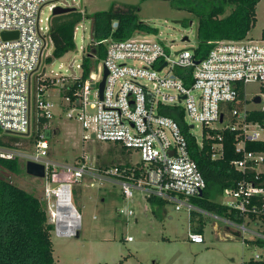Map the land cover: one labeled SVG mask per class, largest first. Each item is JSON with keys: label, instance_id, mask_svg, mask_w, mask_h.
<instances>
[{"label": "built area", "instance_id": "obj_1", "mask_svg": "<svg viewBox=\"0 0 264 264\" xmlns=\"http://www.w3.org/2000/svg\"><path fill=\"white\" fill-rule=\"evenodd\" d=\"M57 6L75 5L69 0H0V129L9 136L26 139L0 144V157L44 166L42 179L54 183L46 186L45 194L48 221L54 226L56 235L69 237L80 233L81 214L71 201V188L74 182L87 175L99 179L113 176L126 200L132 199L136 191L147 200L157 197L173 202L176 209L185 207L190 213L197 209L189 200L204 190L206 180L191 155L180 124L163 112L167 106L180 108L190 134L194 135L190 126L200 125L202 137L194 136L200 146L206 139L212 140V159L223 156L222 135L208 130L205 133V130L235 131L236 151L242 157L233 165L238 170L250 167L260 172L257 168L264 163V152L248 150L246 145L264 139V121L250 118L252 111H264V37L260 41L247 38L218 41L206 58L198 60L194 49H174L173 44L141 38L146 37V33L138 30L127 39L107 41L101 75L94 71L97 65L93 61L92 71L83 78L82 64L89 53V48L83 44L80 47L76 44L74 49L82 51L80 62L75 64L79 74L74 72L76 60L71 64L72 72L67 68L64 71L61 62L58 70L51 69L47 73L46 64L41 66L44 51L52 44L50 28ZM45 7L52 16L43 19L41 14ZM85 20L83 16L76 25L74 39L76 32L84 28ZM4 31L18 34L4 39ZM47 58L45 62L49 63ZM105 68L108 74L101 98L99 84ZM249 83H259L260 91L252 96L244 91V97L240 98V86L244 88ZM75 84L73 95L66 94L65 91ZM53 87H60L58 93L62 102L58 106L63 104L66 117L78 122L82 142L97 140L118 144L139 159L121 166L97 168L93 167L90 154L84 151L74 162L54 161L50 157V137L47 136L56 108L48 94ZM258 95L261 101L255 103ZM233 102H242V105L230 110L225 107ZM249 102L257 106L251 107ZM34 130L37 135L30 141ZM64 188L68 194L62 201ZM256 197L262 199L261 206L254 202ZM223 198V203L245 217L249 212L256 216L264 213L261 182L241 180L237 187L225 189ZM70 206L75 209L76 217L71 216ZM121 212L127 217L134 214L129 207L122 208ZM208 214L241 233L250 231L256 239L264 240V232L248 228L245 221L239 223L218 214ZM259 220L253 221L259 223ZM62 224L66 229L61 228ZM127 239L132 240V237ZM189 239L202 243L204 236L190 230ZM250 259L264 262V244L258 245V251Z\"/></svg>", "mask_w": 264, "mask_h": 264}, {"label": "rangeland", "instance_id": "obj_2", "mask_svg": "<svg viewBox=\"0 0 264 264\" xmlns=\"http://www.w3.org/2000/svg\"><path fill=\"white\" fill-rule=\"evenodd\" d=\"M71 4L84 12L85 15L101 10H126L131 5H139V17L157 29V33H146V37L160 40L163 43L174 45V49L196 47L198 17L186 10L179 9L176 5L180 0H69ZM231 6L226 8L222 16L231 11ZM256 23L247 35V39L260 41L264 32V0L256 6ZM52 16L48 7L42 11L41 17L45 19ZM181 20L182 22H175ZM84 28L76 32V44L89 47L92 42V23L84 21ZM184 37H188L184 40ZM76 50V49H75ZM61 59H55L46 63L45 59L53 52L50 44L44 51L41 68L46 64V71L50 73L59 69L63 62V70L72 72L71 64L74 63V72L80 73L75 64L80 62L82 51L79 49ZM73 57V58H72ZM72 58L71 62L68 61ZM95 72L100 73L103 61L97 63ZM40 68V70H41ZM101 75V73H100ZM55 88V89H54ZM60 87L49 90L50 97L56 104L55 116L49 121L50 125V157L61 164L74 162L80 153L87 151L93 162V167L99 168L109 164L112 167L118 164L135 162L138 155H133L124 150L120 145L110 142L91 140L82 142L81 127L77 121L70 120L65 115L62 97L58 93ZM244 91L252 96L260 91L259 83L244 85ZM251 101V100H250ZM251 107L257 105L249 102ZM188 121V119H187ZM189 125L191 123L188 121ZM218 127L222 125L216 124ZM192 133L198 138L202 137V129L199 124L190 126ZM2 136L9 135L2 133ZM17 138L22 139L16 135ZM22 171L7 173L13 182L29 190L45 202L46 186L54 183L27 173L26 163L21 160ZM258 171L264 172V163L258 165ZM113 176L99 179L94 175H87L78 182H74L71 188V201L81 214V228L79 235L59 236L53 228L51 238L53 241L54 257L58 264H247V260L258 251L256 245H246L247 239H255L250 231L235 235L232 232L227 235L225 230L221 235L213 226L218 222L223 227L224 221L216 219L212 214L199 211L200 207L191 202L197 209L196 215L190 213L185 207L175 208V203L165 202L158 206L144 199L135 191V196L124 199L121 187ZM224 200L223 195L218 197ZM227 200V199H225ZM124 207H129L134 214L126 216L121 212ZM192 216L202 217L205 221L203 229L204 241L196 243L189 239ZM245 221L248 228L258 232H264V221ZM225 228V227H224ZM131 236L132 240L127 238Z\"/></svg>", "mask_w": 264, "mask_h": 264}, {"label": "trees", "instance_id": "obj_3", "mask_svg": "<svg viewBox=\"0 0 264 264\" xmlns=\"http://www.w3.org/2000/svg\"><path fill=\"white\" fill-rule=\"evenodd\" d=\"M261 0H180L176 6L181 10H186L198 17L197 45L194 47V56L198 60L207 57L213 46L221 40H243L251 28L256 23V6ZM231 6V11L222 16L226 8ZM139 5H131L126 10H101L85 15L77 8L73 11L56 15L53 17L50 28L53 52L47 58V62L59 59L76 48L74 30L76 25L85 16L92 23V42L89 45V53L83 61V78L88 77L95 65L106 55V43L108 40H123L132 36L135 31L144 33H157V29L142 21L139 17ZM117 25L114 26V23ZM264 37V32L262 34ZM240 85V84H239ZM77 84L66 90L65 93L73 95ZM239 89V97H244V88ZM241 103L233 102L225 104L227 109L240 107ZM172 116L180 124L182 131L188 139L191 155L197 161L203 176L206 180V187L203 195L190 197V201L201 209L210 213L218 214L232 221L243 223L248 218L249 221L261 219L264 221V213L258 216L249 212L245 217L238 210L223 203L218 197L223 195L225 189L235 188L241 180L256 181L263 183L264 172L257 173L252 168L245 171L238 170L233 162L242 154L236 151V132L230 129L220 131L218 129H206L210 133L222 135L224 145L223 156L212 159L211 139H206L204 145L200 146L196 137L189 132V126L184 122V113L177 106H167L163 111ZM253 120L264 121V111L255 110L250 114ZM37 135L34 130L32 138ZM50 137V131H47ZM0 129V144L9 145L12 141L22 139L16 136H7L4 140ZM26 140V139H24ZM247 149L264 152V139L261 141L248 142ZM127 164V163H126ZM109 164L104 167H108ZM121 166V164H118ZM101 167V166H100ZM21 162L18 159H6L0 157V264H58L54 257L52 241V230L54 226L50 224L47 217L45 202L30 192L13 182L4 172H21ZM258 176V177H256ZM148 201L153 205L163 206L165 201L152 197ZM254 202L259 206L262 204L261 198H254ZM194 212V211H193ZM192 212V213H193ZM194 212L193 215H196ZM248 221V222H249ZM205 221L202 217L192 216L191 228L195 232L203 233ZM257 245H263L264 240L256 239ZM251 264H264V262H253Z\"/></svg>", "mask_w": 264, "mask_h": 264}, {"label": "water", "instance_id": "obj_4", "mask_svg": "<svg viewBox=\"0 0 264 264\" xmlns=\"http://www.w3.org/2000/svg\"><path fill=\"white\" fill-rule=\"evenodd\" d=\"M76 7L75 6H67V7H62V6H57L54 11L53 14L56 15H60V14H64L70 11L75 10ZM175 22H182L181 20H176ZM117 25V22L114 23V26ZM17 32L16 31H4L2 33V36L4 39H8V38H12V37H16L17 36ZM184 40H187L188 37H184ZM191 49H194V47H192ZM108 74V70L107 68L104 69V73H103V79L101 80L99 87H100V96L101 98L103 97V89H104V85H105V80H106V76ZM261 101V97L258 95L254 98V102L255 103H259ZM223 120V115H221V121ZM26 171L28 174L33 175V176H37L42 178L45 175V168L42 164H38V163H34L31 161H28L26 163ZM200 196L203 195V191H201L199 193ZM235 235H239V232L234 233ZM79 235V234H78Z\"/></svg>", "mask_w": 264, "mask_h": 264}, {"label": "crops", "instance_id": "obj_5", "mask_svg": "<svg viewBox=\"0 0 264 264\" xmlns=\"http://www.w3.org/2000/svg\"><path fill=\"white\" fill-rule=\"evenodd\" d=\"M213 226H214V228L219 232V233H221V235H223V236H226V234H224L222 231L223 230H225V232L227 233V235L229 234V233H237V232H239V234H241V232L240 231H238L237 229H233V228H231V227H229V226H227V225H225L224 227L222 226V225H220L218 222H214L213 223ZM256 240V238L255 239H247L245 242H246V245L247 246H249V245H256L257 247H258V245L256 244V243H254V242H249V241H255ZM248 261L249 260H247V263H248Z\"/></svg>", "mask_w": 264, "mask_h": 264}, {"label": "bare ground", "instance_id": "obj_6", "mask_svg": "<svg viewBox=\"0 0 264 264\" xmlns=\"http://www.w3.org/2000/svg\"><path fill=\"white\" fill-rule=\"evenodd\" d=\"M67 194H68V190H67L66 188H64V189L62 190V192H61V197H62L61 200H62V201H63L64 199H65V200L67 199V198H66V197H67ZM63 197H65V198H63ZM69 209H70V211L72 212V215H71V216H72V217H74V216L76 217V211H75V209H74L73 207H71V206L69 207ZM72 222H74L73 219H72ZM69 224H72V223L70 222ZM61 228H62V229H66V225H63V224H62V225H61Z\"/></svg>", "mask_w": 264, "mask_h": 264}]
</instances>
